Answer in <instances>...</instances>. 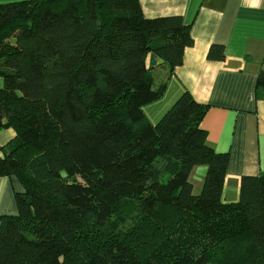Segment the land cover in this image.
<instances>
[{
  "label": "trees",
  "instance_id": "16d2710c",
  "mask_svg": "<svg viewBox=\"0 0 264 264\" xmlns=\"http://www.w3.org/2000/svg\"><path fill=\"white\" fill-rule=\"evenodd\" d=\"M192 45L180 16L147 19L137 0L0 5V130L14 133L0 177L22 188L0 217V264H264V173L224 203L227 154L205 142L206 107L184 93L156 125L142 112L165 89L147 56L168 77ZM126 200L137 239L112 229Z\"/></svg>",
  "mask_w": 264,
  "mask_h": 264
},
{
  "label": "crops",
  "instance_id": "0c3cea01",
  "mask_svg": "<svg viewBox=\"0 0 264 264\" xmlns=\"http://www.w3.org/2000/svg\"><path fill=\"white\" fill-rule=\"evenodd\" d=\"M28 0H0L1 4ZM147 19L180 16L193 45L182 63L166 77L159 59L149 54L146 65L156 81H165L163 95L142 108L156 125L184 93L206 107L200 128L207 146L227 154L222 201L238 199L239 180L264 173V90L257 83L264 72V0H137ZM221 47L224 59L207 57ZM2 81L0 80V88ZM14 137L0 130V147ZM1 156V153H0ZM205 167H195L189 182L201 190ZM22 188L13 177H0V217L17 214L15 194Z\"/></svg>",
  "mask_w": 264,
  "mask_h": 264
},
{
  "label": "rangeland",
  "instance_id": "374dc122",
  "mask_svg": "<svg viewBox=\"0 0 264 264\" xmlns=\"http://www.w3.org/2000/svg\"><path fill=\"white\" fill-rule=\"evenodd\" d=\"M194 187V192L199 193L200 190L196 183H194ZM141 221L136 205L131 200L123 201L111 218L112 229L127 235L130 239H137L140 236V232L137 231L141 228L139 226Z\"/></svg>",
  "mask_w": 264,
  "mask_h": 264
}]
</instances>
